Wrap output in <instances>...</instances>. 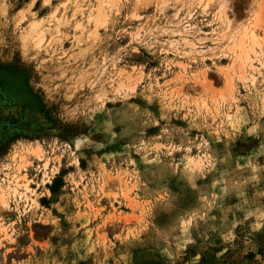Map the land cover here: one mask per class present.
<instances>
[{
	"label": "rangeland",
	"instance_id": "rangeland-1",
	"mask_svg": "<svg viewBox=\"0 0 264 264\" xmlns=\"http://www.w3.org/2000/svg\"><path fill=\"white\" fill-rule=\"evenodd\" d=\"M0 264H264V0H0Z\"/></svg>",
	"mask_w": 264,
	"mask_h": 264
}]
</instances>
